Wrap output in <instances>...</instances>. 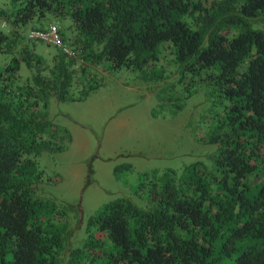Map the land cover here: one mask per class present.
I'll list each match as a JSON object with an SVG mask.
<instances>
[{"label": "trees", "instance_id": "obj_1", "mask_svg": "<svg viewBox=\"0 0 264 264\" xmlns=\"http://www.w3.org/2000/svg\"><path fill=\"white\" fill-rule=\"evenodd\" d=\"M8 7L0 10L7 22L0 52L9 57L0 81L20 62L39 64L32 47L13 49L22 38L17 29L42 27L45 16L80 58L89 49L112 69L141 70L158 60L165 44L181 71L216 70L211 78L226 104L224 118L205 138L216 145L209 166L195 161L179 173L164 170L147 191V208L119 195L89 216L84 229L103 235L107 248L99 254L106 262L264 264V28L250 23L264 24V0H8ZM68 30L75 33L70 42ZM56 54L47 76L38 78L41 85L57 101L84 99L89 89L69 92L72 59ZM7 79L13 82L12 75ZM57 139V127L43 115L17 116L0 99V264H58L65 241L82 224L79 204L59 206L36 193L42 176L31 156L61 151ZM91 158L83 187L94 181ZM128 168L115 165L114 178ZM68 211L76 216L70 228ZM84 245L96 251L93 243Z\"/></svg>", "mask_w": 264, "mask_h": 264}, {"label": "rangeland", "instance_id": "obj_2", "mask_svg": "<svg viewBox=\"0 0 264 264\" xmlns=\"http://www.w3.org/2000/svg\"><path fill=\"white\" fill-rule=\"evenodd\" d=\"M8 9V0H0V10ZM47 22L46 16L39 20L42 27ZM250 23L253 28H264L258 18ZM6 24L0 14V28L7 31ZM28 28L17 29L22 38H17L13 50L32 47L34 54L41 55L40 62H20L13 72L7 69L4 81H0V99L11 104L17 116L41 114L58 129L56 143L63 149L31 156L42 176L36 193L52 198L59 206L79 204L81 209L82 224L65 241L58 264H108L99 254L100 249L107 248L105 239L96 231L87 235L86 219L119 195L128 196L140 207H149L147 191L168 168L179 173L195 161L209 166L208 157L216 145L206 143L205 138L224 118L226 104L211 78L216 70L181 71L172 48L165 44L160 47L158 60L141 70L112 69L107 61L94 59L90 50L84 49L81 59L68 60L73 71L69 92L77 96L89 89L88 94L82 100L57 101L53 91L41 85L44 80L38 78L47 76L59 54L43 43L31 44L26 38ZM67 32L70 42L75 33ZM8 58L0 52V68ZM8 75L13 82L9 83ZM91 156L94 181L83 187L86 162ZM122 163H128L129 168L120 170L114 178L113 167ZM75 219L74 212L68 211L67 228ZM85 242L93 243L91 248L96 251L88 250ZM74 249H78L75 256L71 255Z\"/></svg>", "mask_w": 264, "mask_h": 264}, {"label": "built area", "instance_id": "obj_3", "mask_svg": "<svg viewBox=\"0 0 264 264\" xmlns=\"http://www.w3.org/2000/svg\"><path fill=\"white\" fill-rule=\"evenodd\" d=\"M26 38L29 41L51 46L68 59L79 58L78 51L60 38L56 23L49 22L43 27L30 28L27 30Z\"/></svg>", "mask_w": 264, "mask_h": 264}, {"label": "clouds", "instance_id": "obj_4", "mask_svg": "<svg viewBox=\"0 0 264 264\" xmlns=\"http://www.w3.org/2000/svg\"><path fill=\"white\" fill-rule=\"evenodd\" d=\"M79 59H81V58L79 57Z\"/></svg>", "mask_w": 264, "mask_h": 264}]
</instances>
